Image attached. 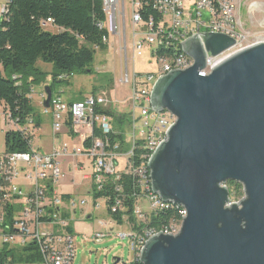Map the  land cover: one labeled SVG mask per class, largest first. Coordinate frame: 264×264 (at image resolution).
I'll return each instance as SVG.
<instances>
[{
  "label": "water",
  "instance_id": "water-1",
  "mask_svg": "<svg viewBox=\"0 0 264 264\" xmlns=\"http://www.w3.org/2000/svg\"><path fill=\"white\" fill-rule=\"evenodd\" d=\"M196 35L181 43L192 66L160 77L150 96L153 110L175 118L147 163L150 188L186 216L176 235L159 232L145 242L139 262L264 264V43L201 77L206 55L218 57L235 41ZM44 94L47 109L52 94L47 87ZM228 181L242 186L239 203L230 202Z\"/></svg>",
  "mask_w": 264,
  "mask_h": 264
},
{
  "label": "built area",
  "instance_id": "built-area-1",
  "mask_svg": "<svg viewBox=\"0 0 264 264\" xmlns=\"http://www.w3.org/2000/svg\"><path fill=\"white\" fill-rule=\"evenodd\" d=\"M0 7V21L6 12V2ZM127 1L131 30V51L133 58L147 56V65H155L152 73H136L134 69L128 70L125 45V20ZM246 0H106V7H102L104 21L98 28L104 30L106 36L103 43L108 44L110 38H122L120 51L124 54V71L120 73V85L130 87V107L127 115L130 117V128L135 138L143 141L144 153L140 156V165L132 167L133 150L136 145L132 137L130 151L121 154L118 145L110 146L108 141L95 139L88 148L76 147L72 156L89 159L92 173L91 182L97 190L102 188L106 178L119 179L118 159L124 160L125 175L139 180V198L147 203L149 215L175 207L178 220L158 228H143L119 233L116 237L128 240L132 262L140 264V251L144 241L159 235H173L180 229L182 218L186 216L185 209L171 204L163 203L157 195L153 194L147 183V160L156 149L158 142L166 140V132L174 124L175 118L169 113H158L152 109L149 102V88L155 85L156 75H162L166 70H158V63H169L170 68H184L183 60L177 55V47L185 40L196 34H223L235 41L233 47L218 57L206 55V68L198 76L206 77L210 74V66L214 62L225 59L226 53H237L251 45L247 44V34L240 29V24L234 19L233 7L235 2L244 4ZM255 8L249 5L248 10ZM47 19L43 25L51 24ZM201 39L200 35H196ZM156 46H165V53H156ZM224 56V57H222ZM129 74H131L129 76ZM143 80H138L142 78ZM43 97V96H42ZM45 99V97H44ZM106 100L98 96H87L82 101L69 104L59 96L51 97L44 114H50L53 119V129L57 133L68 122L74 134H83L93 127L100 130L105 137L111 133L109 118L96 110L106 108ZM13 123L12 121H9ZM14 124V123H13ZM29 124L31 122L29 121ZM15 125V124H14ZM21 131L25 129L19 128ZM67 155V147L62 146L59 152L42 154L33 148L26 153L5 154L0 157V203L19 205L20 209L14 215L13 232L4 233L0 229L2 245L23 247L29 243L37 246L42 256V264H72L75 249L73 236L67 229L71 222V215L85 202L78 204L71 198L67 199L64 207L62 196L55 193V186L61 178V171L57 158ZM23 181L28 189L23 190L18 182ZM48 185L50 187L48 188ZM116 187L115 191L120 192ZM121 200L115 199L111 211L121 209ZM0 217V225L3 221ZM138 220L143 219L139 211H134ZM71 214V215H70ZM70 215V219L65 217ZM111 232V231H110ZM109 234H95V239H103Z\"/></svg>",
  "mask_w": 264,
  "mask_h": 264
},
{
  "label": "trees",
  "instance_id": "trees-1",
  "mask_svg": "<svg viewBox=\"0 0 264 264\" xmlns=\"http://www.w3.org/2000/svg\"><path fill=\"white\" fill-rule=\"evenodd\" d=\"M102 7V0L6 2V12L0 21V110L5 119L12 121L16 128L4 133V155L26 153L32 148L30 128L33 126L37 129L40 126L39 116L29 98L32 87L45 84L49 78L46 86L54 96L58 95L59 88L70 86L73 76L92 74L96 52L108 49L107 44L103 43L106 33L98 28V24L104 21ZM47 19L52 23L43 25ZM37 62L51 65V72H42L36 66ZM107 82L109 86H113L112 78L107 79ZM96 113L110 119L111 133L105 137L100 130L93 127L90 136L82 141V147L88 148L95 139H106L111 147L118 145L117 152H129L131 145L126 141L125 132L126 127L130 126L129 115L119 114L114 110H96ZM65 125L73 136L74 133L69 128L70 123ZM19 128L26 130L21 131ZM143 143L136 141L131 160L133 168L140 165L139 158L144 153ZM123 173L124 171L120 172L117 181L106 178L100 190L96 189L93 181L91 182L90 196L93 203L103 200L111 221L117 225L127 224L130 230H140L166 226L179 219L177 209L169 207L155 215L150 214L144 221H139L134 213L140 194L139 180ZM225 186L231 202L242 195V186L238 183L228 181ZM116 187L121 188L120 192L115 191ZM115 199L121 200L122 205L121 209L112 212ZM3 209L0 229L4 233H12L14 215L20 206L6 204ZM65 217L69 218L68 215ZM67 232L73 236L72 223ZM42 263V256L33 243L19 248L0 246V264Z\"/></svg>",
  "mask_w": 264,
  "mask_h": 264
},
{
  "label": "rangeland",
  "instance_id": "rangeland-1",
  "mask_svg": "<svg viewBox=\"0 0 264 264\" xmlns=\"http://www.w3.org/2000/svg\"><path fill=\"white\" fill-rule=\"evenodd\" d=\"M2 2L3 0H0V7L2 6ZM251 4H254L255 8L249 11L248 7ZM125 9V59L127 61L128 70L130 71L134 69L136 73H152L156 70V68L155 65L148 66L146 64L148 61L147 56L142 58H133L132 56V27L130 25L127 1H125ZM233 14L234 19L241 26V31L247 34V44L264 43V0H246L244 4L235 2ZM47 30L54 32V30L50 28H47ZM111 39H113L112 42ZM107 46L108 49L106 51L96 52L91 75L73 76L70 80V86L62 87L63 101L67 102V97L70 95L76 96L72 99L75 101L84 99V97L87 96H98L104 98L107 102L104 110H123L128 113L131 104L129 91L131 85H120L119 83L120 73L124 71L125 65L124 54L120 51V48L122 47V38L120 39L118 36L110 38ZM36 66L42 72H48V74L50 73L51 65L37 62ZM130 75L131 74H129V76ZM109 78L113 79V86H109L107 82V79ZM138 80H143V77L138 78ZM46 82L43 85L32 87L31 94L29 96L31 104L40 119L39 128L35 129L32 133L31 146L32 148L40 147L42 151L48 147L51 148L53 145L59 146L60 144H63L62 142L65 140L61 132V134L59 133L60 136L57 143H52L58 134L52 130L50 116L41 114V106L43 105L45 97L44 88L47 87ZM114 102L117 103L114 104ZM15 128L16 127L13 123L8 122V119H5L2 111L0 110V157L5 153L3 146L4 133L10 130L13 131ZM32 128L30 129L32 130ZM125 132L127 135L126 141L130 143V145L132 137H134L135 141L139 140L132 134L133 131L130 126L126 127ZM89 134L90 130L88 129L79 137H75L74 139H70L66 142L69 143L70 147L75 148L76 146L82 144L80 143L82 138H84V136H89ZM80 158L83 160L82 170H77V165L75 164L73 156L63 157L60 159L62 178H60L58 183V190L72 194V199L76 204H78L81 200L85 202L83 206H79L78 210H75L77 214L84 212L82 216L83 219L76 216L74 220L71 219L70 222L73 225V245L75 249L72 264H115L116 260H119V263L117 264H130L132 262V253L130 252L128 240H120L116 237L119 233L128 232L130 227L127 224L117 225L113 221V223H109L111 219L107 215L105 202L100 200L93 203L89 193L92 173L91 164L89 159L85 157ZM125 158L126 157H122L119 160L118 168L121 173L124 170ZM20 183L22 182L20 181ZM241 199H244L243 192L239 199L230 202L239 203ZM3 205L4 203H0V217L3 214ZM147 207V203L144 199L139 198L137 200L135 204V211L137 210L141 212L144 216L143 219L139 221H144L148 218L149 211ZM85 213H89L91 218L86 219ZM70 215L68 216L70 217ZM110 229H112L111 232L109 231ZM97 233L109 235H106L105 238L99 240L94 238ZM1 245L0 241V246ZM9 247L19 248L20 246L15 245Z\"/></svg>",
  "mask_w": 264,
  "mask_h": 264
},
{
  "label": "crops",
  "instance_id": "crops-1",
  "mask_svg": "<svg viewBox=\"0 0 264 264\" xmlns=\"http://www.w3.org/2000/svg\"><path fill=\"white\" fill-rule=\"evenodd\" d=\"M5 3V0H3V2H2V5ZM112 40L113 39H111V42H112ZM50 72H51V70H50ZM48 73V72H47ZM62 88H59L58 90H57V93H58V95L57 96H59L61 99H64L63 98V92H62V90H61ZM74 97H76V96H73V95H70V96H68L66 99L68 100L67 101V103L69 102V101H73L72 99L74 98ZM85 98V97H84ZM117 102H114V104H116ZM116 108V107H115ZM118 110V109H117ZM41 111H42V115H46V116H50V123H51V127H52V130L54 131V129H53V119H52V117H51V115L50 114H44L43 113V105L41 106ZM115 112H117V113H119V114H127L126 113V111H123V110H118V111H115ZM128 112H129V110H128ZM109 122H110V119H109ZM35 129H33L32 128V130L30 129V132H31V137H32V133H33V131H34ZM88 130V129H87ZM55 132V131H54ZM61 132H62V134H63V137L65 138V140L62 142L63 144H60L59 146H56V145H53L51 148H46L44 151H42L41 150V148L40 147H36V148H33L34 150H36V151H38V152H40V153H42V154H52V153H54V152H59L60 151V149H61V147L62 146H66L67 147V155L66 156H60V157H58L57 158V162L59 163V168H60V159L61 158H63V157H68V156H72V151H73V149H75L76 147H80L82 144H80V145H78V146H76L75 148H72V147H70V145H69V143H67L66 141H69L70 139H74L75 137H79L80 135H82V134H74L73 136H71L70 135V133L68 132V129H67V127H66V125H64L61 129H60V131L59 132H55L56 134H58V135H56V137H55V140L52 142V143H57V141L59 140V136H60V134H61ZM60 133V134H59ZM90 134H91V131H90ZM90 134H89V136H90ZM89 136H84V138H82V141L86 138V137H89ZM126 137H127V135H126ZM82 141L80 142V143H82ZM62 145V146H61ZM61 146V147H60ZM74 157V159H75V164L77 165V170L79 169V170H82V168H83V160H81L82 158H80V156H73ZM80 158V159H79ZM121 159V158H120ZM120 159H118V164H119V160ZM119 169V168H118ZM61 171V170H60ZM61 178H62V176H61ZM60 181V180H59ZM59 181H58V183H59ZM22 183H20V181L18 182V184H19V186L22 188V189H28V186H26L27 185V183H24L23 181H21ZM58 183H57V185L55 186V193L57 194V195H59V196H62V199H64V207H66L67 206V203H66V201H67V199H69V198H71L72 199V194H69L68 192H62V191H60V190H58L59 188H58ZM90 193V192H89ZM63 197H65V198H63ZM67 197H69V198H67ZM67 198V199H66ZM98 202V201H97ZM98 207V206H97ZM95 208H96V205H95ZM78 210V209H77ZM84 213V212H83ZM83 213H79V214H77L76 213V211H75V214H72L71 215V219L72 220H74V218L76 217V216H79V218H81V219H83L82 218V216H83ZM85 216H86V219H90L91 218V215L89 214V213H85ZM109 223H113L112 221H110ZM72 229H73V225H72ZM109 231H112V229H110Z\"/></svg>",
  "mask_w": 264,
  "mask_h": 264
},
{
  "label": "bare ground",
  "instance_id": "bare-ground-1",
  "mask_svg": "<svg viewBox=\"0 0 264 264\" xmlns=\"http://www.w3.org/2000/svg\"><path fill=\"white\" fill-rule=\"evenodd\" d=\"M102 5L103 7H106V0H102ZM177 55L179 57V59H182L183 60V65H184V68H170L169 69V63H158V70H166L164 73H162V75H156V78H155V83L157 82V80L160 78V77H163L165 76L166 74H168L170 71L174 70V71H183V70H186L188 69L189 67L192 66L193 64V61L187 57L183 52H182V48H181V45L177 47ZM156 53H165V46H156ZM233 53H226L225 54V58L229 57L230 55H232ZM218 62H214L211 66H210V72H211V67L214 66L215 64H217ZM152 89L153 87H150L149 88V102H150V96H151V92H152ZM161 142H158V145L160 144ZM158 145H156V148L158 147ZM155 151L152 150V154L153 152ZM149 159L147 160V163H148ZM147 183L149 184V189L151 190L150 188V181H149V171L147 169ZM180 229H176L175 233L173 235H176L178 232H179ZM151 238V237H150ZM149 238V239H150ZM145 242L147 241H144V246H145Z\"/></svg>",
  "mask_w": 264,
  "mask_h": 264
}]
</instances>
